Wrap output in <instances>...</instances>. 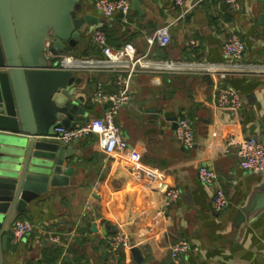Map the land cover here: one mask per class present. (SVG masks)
Masks as SVG:
<instances>
[{
    "label": "crops",
    "instance_id": "1",
    "mask_svg": "<svg viewBox=\"0 0 264 264\" xmlns=\"http://www.w3.org/2000/svg\"><path fill=\"white\" fill-rule=\"evenodd\" d=\"M81 1L85 12L104 20L99 29L111 46L130 42L138 53L152 57L220 62L221 44L235 32L245 43L246 59L264 62V40L252 22L255 0H242L236 11L223 0H186L182 7L173 0H140L142 12L131 6L126 20L119 13L104 17L95 9V0ZM165 24L171 40L161 46L155 32ZM191 39L197 40L193 46ZM74 54L98 56L100 49L91 34L83 33ZM76 75L81 77L76 91L83 97L85 113L74 120L81 124L100 116L108 105L89 100L96 82L108 93L115 85L112 73ZM221 82L241 94V109L215 103L214 77L135 74L130 101L115 116L127 151L106 155L93 133L66 144L73 151L67 162L74 167L69 184L48 189L13 214L3 233L1 264H137L132 243L140 248L144 264H264V208L239 217V210L264 191V173L242 169L234 147L225 151L234 135L264 138V76L235 74ZM179 117L188 118L194 129L192 148L175 138ZM200 165L215 170L228 198L220 211L212 206L216 184L199 180ZM135 170L139 180L132 174ZM168 188L179 190L178 199L160 226L138 237V230L163 206ZM17 218L29 220L34 228L15 242L12 224ZM117 231L124 232L130 244L112 250L110 238ZM180 238L189 242L190 250L173 258L170 247Z\"/></svg>",
    "mask_w": 264,
    "mask_h": 264
},
{
    "label": "water",
    "instance_id": "2",
    "mask_svg": "<svg viewBox=\"0 0 264 264\" xmlns=\"http://www.w3.org/2000/svg\"><path fill=\"white\" fill-rule=\"evenodd\" d=\"M255 2L252 22L264 40V0ZM131 6L142 12L140 0H131ZM103 25L101 17L84 11L81 0H0V264L13 214L48 189L68 185L74 173L67 163L73 151L53 138V129L74 127L75 116L84 115L76 91L81 77L52 65L61 53L74 54L83 33ZM262 208L264 191L239 217ZM131 252L144 264L133 243Z\"/></svg>",
    "mask_w": 264,
    "mask_h": 264
},
{
    "label": "built area",
    "instance_id": "3",
    "mask_svg": "<svg viewBox=\"0 0 264 264\" xmlns=\"http://www.w3.org/2000/svg\"><path fill=\"white\" fill-rule=\"evenodd\" d=\"M186 0H173L176 6L182 7ZM230 10L236 11L242 7V0H223ZM95 9L104 17H111L116 13L126 15L131 9V0H95ZM159 45L166 46L170 40L169 24L162 25L155 32ZM93 43L100 49L98 56H83L70 53H61L54 69H67L72 73H112L115 90L108 93L103 88L101 81L96 82L94 91L90 93L89 100L97 103L110 104L105 107L100 116L89 118L87 121L74 127L56 126L53 138L62 144H69L80 140L88 134H96L101 148L106 155L125 153L128 143L120 127L115 123V116L119 109L130 101V85L135 74H194L209 75L217 80L215 85V103L219 106H229L239 110L243 106L241 94L232 86L222 84V80L230 75L264 76V62L247 60L245 56V43L235 33L231 32L221 44L223 61H207L194 59H173L152 57L148 53H138L134 45L126 42L121 46H111L107 42L106 34L102 29L91 32ZM152 42V40H150ZM197 40L191 39L190 45H195ZM176 140L186 148L195 145V133L191 122L186 117H179L174 131ZM234 147L239 165L242 169L253 174L264 173V138L256 135L242 134L229 138L225 151ZM133 175L139 180L140 172L135 170ZM198 178L201 182L216 184L212 206L215 211L224 209L228 204L222 187L217 183V173L205 165L198 167ZM179 197L177 188H168L165 191L163 206L157 208L150 216L149 221L141 227L137 236L152 233L167 216L168 207L176 202ZM34 224L27 219L17 218L12 224V237L16 242L33 231ZM56 238V237H54ZM130 241L122 231L115 232L110 238V247L117 250L128 247ZM190 250L189 242L180 238L170 247V256L177 258ZM88 264V263H84Z\"/></svg>",
    "mask_w": 264,
    "mask_h": 264
},
{
    "label": "trees",
    "instance_id": "4",
    "mask_svg": "<svg viewBox=\"0 0 264 264\" xmlns=\"http://www.w3.org/2000/svg\"><path fill=\"white\" fill-rule=\"evenodd\" d=\"M121 45H123V44H121ZM121 45H118V46H121Z\"/></svg>",
    "mask_w": 264,
    "mask_h": 264
}]
</instances>
